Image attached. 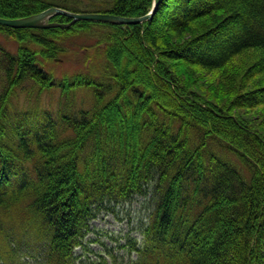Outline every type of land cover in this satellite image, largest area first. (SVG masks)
Instances as JSON below:
<instances>
[{
	"label": "trees",
	"instance_id": "obj_1",
	"mask_svg": "<svg viewBox=\"0 0 264 264\" xmlns=\"http://www.w3.org/2000/svg\"><path fill=\"white\" fill-rule=\"evenodd\" d=\"M61 3L0 0V16L22 17L50 6L84 12ZM152 3L110 0L104 12L141 16ZM0 29L18 42L7 54L0 91V264H105L78 261L76 248L91 221L106 205L150 191L144 243L121 264H264L263 131L198 94L173 67L180 62L215 70L249 48L264 50V0H160L143 23L78 20L66 28ZM165 30L177 39L161 41ZM82 32L108 61L100 79L76 71L56 77L48 62L66 51L61 39ZM252 68L264 70V55ZM28 82L26 101L60 89L54 114L39 120L31 107L22 109L26 103L10 106ZM80 88L92 91L86 108L75 106ZM260 104L264 86L238 94L229 108ZM210 138L231 147L248 171L223 160H211L216 170H206L203 149ZM24 228L37 235L40 254L31 259L21 253L22 237H15Z\"/></svg>",
	"mask_w": 264,
	"mask_h": 264
},
{
	"label": "rangeland",
	"instance_id": "obj_2",
	"mask_svg": "<svg viewBox=\"0 0 264 264\" xmlns=\"http://www.w3.org/2000/svg\"><path fill=\"white\" fill-rule=\"evenodd\" d=\"M59 1L66 7H74L84 12H101L102 10L104 12L110 6V0ZM96 28L93 26V29ZM88 35L90 34L82 32L80 35H75L76 37L73 36L68 40L61 39L68 46L66 51L61 52L58 57L48 62L56 77L68 76L76 71L100 79V76L98 77L99 72L105 69L108 61L103 52L100 51L101 48L89 46L94 40ZM176 39L177 36L169 30L163 31L160 35L161 41L171 43ZM17 47L18 42L15 37L0 29V91L5 85L4 66L7 61V54L16 51ZM123 47L130 52L138 64H143L136 54L137 50H131L127 43ZM262 55H264L263 49L249 48L234 57L224 68L215 70L191 67L180 62L173 63V65L167 59L163 60L167 63L170 62L178 72L179 77L188 82V85L198 94L205 96L213 104L221 106L222 109H230L232 114L244 116L248 125H253L254 122L257 127H252L263 131L264 134V104L252 108L240 107L238 109L234 106L232 109L229 108L230 105H233L234 98L238 94L264 86V70L259 72L252 68ZM31 85L32 83L28 82L21 87L18 91V98L10 106L16 109L24 107L26 103L22 109L31 107L36 111V119L39 120L44 118L45 113L54 114L61 98L60 89L45 90L38 99L33 94L30 96L29 101H26L22 89L27 92ZM74 93H76L74 101L77 108H86L90 105L92 100L90 89L80 88L76 89ZM203 160L206 170H216L217 163H212L211 160H223L228 163L229 167L237 169L240 173L244 174L248 171L247 167L241 163L238 156L231 150V147H228L224 141L218 138H210L205 149H203ZM202 186L207 187V183L204 182ZM197 197L200 198L201 194H198ZM153 199V192L150 191L148 194L136 195L132 199L113 202L102 208L98 216L91 221V230L87 233L84 244L82 247L76 248L78 261H84L85 263L89 259H104L105 264H114V262L121 264L134 259L137 251L133 250V247L142 246L144 243L143 229L152 215ZM6 222L8 223L9 220L6 219ZM30 232V229L26 230L24 228L22 232L15 234L17 238L22 237L21 244L24 246L21 253L29 259L32 258L31 255L38 256L40 254V251L34 248L35 242L38 241L34 239L37 235L36 233L32 235ZM28 234L32 236L30 239H28ZM30 243L33 246H29Z\"/></svg>",
	"mask_w": 264,
	"mask_h": 264
},
{
	"label": "water",
	"instance_id": "obj_3",
	"mask_svg": "<svg viewBox=\"0 0 264 264\" xmlns=\"http://www.w3.org/2000/svg\"><path fill=\"white\" fill-rule=\"evenodd\" d=\"M160 0H153L151 9L141 16H120L108 12H76L58 6H50L38 13L5 18L0 16V25L13 28H66L78 20L99 21L114 24L143 23L151 20L159 6ZM55 15H65L70 18L69 22L49 21Z\"/></svg>",
	"mask_w": 264,
	"mask_h": 264
}]
</instances>
